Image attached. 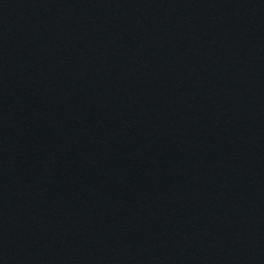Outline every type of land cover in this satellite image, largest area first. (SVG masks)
I'll use <instances>...</instances> for the list:
<instances>
[{"label":"water","instance_id":"obj_1","mask_svg":"<svg viewBox=\"0 0 264 264\" xmlns=\"http://www.w3.org/2000/svg\"><path fill=\"white\" fill-rule=\"evenodd\" d=\"M0 264H264V0H0Z\"/></svg>","mask_w":264,"mask_h":264}]
</instances>
